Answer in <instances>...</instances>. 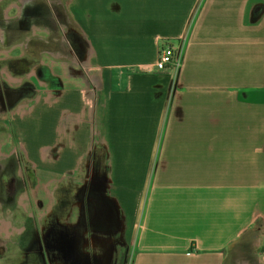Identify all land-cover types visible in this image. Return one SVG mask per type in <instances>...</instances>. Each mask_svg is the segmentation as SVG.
Instances as JSON below:
<instances>
[{
    "label": "crops",
    "instance_id": "1",
    "mask_svg": "<svg viewBox=\"0 0 264 264\" xmlns=\"http://www.w3.org/2000/svg\"><path fill=\"white\" fill-rule=\"evenodd\" d=\"M60 3L102 89L88 87L89 72L78 80L57 60L43 66L49 83L63 80L51 83L56 100L12 122L37 180L78 169L101 106L96 142L107 149L126 264H226L234 244L264 227V0ZM167 40L181 66L159 70Z\"/></svg>",
    "mask_w": 264,
    "mask_h": 264
},
{
    "label": "rangeland",
    "instance_id": "2",
    "mask_svg": "<svg viewBox=\"0 0 264 264\" xmlns=\"http://www.w3.org/2000/svg\"><path fill=\"white\" fill-rule=\"evenodd\" d=\"M11 1L22 2L10 11L8 29L5 20H0V86L19 95L9 108L0 101V264H126L132 252H128L122 219L110 195L107 149L96 142L102 137L101 106L91 112V153L76 171L50 183L37 180L12 124L25 116L18 113L19 104L47 94L51 100L58 93L51 83L60 80L49 83L43 64L33 74L38 58H43L45 66L57 60L63 71L78 80L89 72L100 83L94 75L97 67L86 62L91 54L89 43L71 22L62 0H0V19ZM22 14L24 20L19 19ZM6 33L12 36L3 45ZM47 50L54 51L57 59L47 58ZM62 54L67 55L65 65L59 63L64 60ZM91 77L86 80L88 87L93 85ZM226 264H264V227H255L234 244Z\"/></svg>",
    "mask_w": 264,
    "mask_h": 264
},
{
    "label": "built area",
    "instance_id": "3",
    "mask_svg": "<svg viewBox=\"0 0 264 264\" xmlns=\"http://www.w3.org/2000/svg\"><path fill=\"white\" fill-rule=\"evenodd\" d=\"M181 66V59H180V55L178 54V47L175 45L174 42H172L171 40H167L165 41L161 46H160V50H159V55H158V59L156 62V67L159 70H165L168 67H175V68H179ZM99 86V82L95 83L93 82V88L96 89V87ZM51 97V95L47 94V96H42L40 95L38 98L36 97V100H30L29 102L25 103V104H19L18 105V113L20 115H27L29 113H31L34 108L36 103H38L39 101H41L42 99L46 102V103H50V101H55L56 97L53 95L51 100H49ZM72 115L71 112H65L64 116L67 119V117H70ZM81 115V114H80Z\"/></svg>",
    "mask_w": 264,
    "mask_h": 264
},
{
    "label": "flooded vegetation",
    "instance_id": "4",
    "mask_svg": "<svg viewBox=\"0 0 264 264\" xmlns=\"http://www.w3.org/2000/svg\"><path fill=\"white\" fill-rule=\"evenodd\" d=\"M21 2L22 1H17V2L11 1L9 6L4 10V14L0 20H5V23H6V27H4L5 29H8L9 25L11 23L10 11L13 8H15V5H17V6L20 5L19 3H21ZM19 19L24 20L23 14ZM2 34H3V29L0 28V35H2ZM8 42H9V40H8V37L6 36V40H4L2 43H3V45H7ZM16 45L17 44L14 43V44H11L10 47L14 48V46H16ZM44 54H46L45 56L49 59H51L52 56H53V58L56 57L55 52L52 50H47L44 52ZM62 58H64V60H67V55L62 54ZM42 60H43V58H38L37 63L33 66V74H35V75L37 74V70L42 66V64L45 66L46 63H42ZM3 71H4L6 76H8V77L10 76L9 72H7L6 69H3ZM6 80H7V78H6ZM14 93L15 92H13L7 86H4V87L0 86V101H1L4 108H9L12 104H14V102H16L19 94H14Z\"/></svg>",
    "mask_w": 264,
    "mask_h": 264
},
{
    "label": "bare ground",
    "instance_id": "5",
    "mask_svg": "<svg viewBox=\"0 0 264 264\" xmlns=\"http://www.w3.org/2000/svg\"><path fill=\"white\" fill-rule=\"evenodd\" d=\"M2 37H1V35H0V39H1ZM7 229H8V227H7Z\"/></svg>",
    "mask_w": 264,
    "mask_h": 264
}]
</instances>
